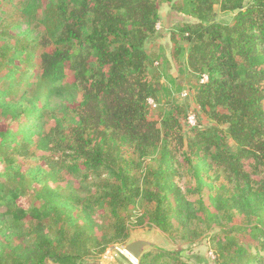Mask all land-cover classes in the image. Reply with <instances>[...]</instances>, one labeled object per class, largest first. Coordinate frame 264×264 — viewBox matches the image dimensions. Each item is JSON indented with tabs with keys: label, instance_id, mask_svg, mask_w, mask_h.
<instances>
[{
	"label": "trees",
	"instance_id": "obj_1",
	"mask_svg": "<svg viewBox=\"0 0 264 264\" xmlns=\"http://www.w3.org/2000/svg\"><path fill=\"white\" fill-rule=\"evenodd\" d=\"M173 1L57 0L50 5L39 43L38 76L45 86L40 97L29 98L26 90L18 94L14 87L29 50L0 52V71L6 70L0 74V148L15 144V155L29 158L35 146L51 169L22 174L16 157H5V177L33 179L42 204L25 208L20 190L4 193L0 183V264H77L102 255L129 239L130 215L124 212L139 205L145 206L136 225L153 226L171 239L185 236L199 212L217 225L242 216L243 233L252 244L246 247L230 232L214 237L216 264H264V0H184L175 6L197 20L174 30L189 44L186 67L199 77L195 104L214 123L207 128L198 122L189 130H184L187 115L180 120L185 109L173 103L160 122L149 118L148 101L157 104V87L147 74L159 62L146 46L158 34L161 5ZM217 5L223 13H236L232 23L216 21ZM171 41L173 55L185 56L174 36ZM68 74L70 83L62 84ZM204 74L208 82L200 84ZM78 92L76 125L68 133L55 115L47 122L51 98ZM57 154L72 164L60 163ZM156 158V170L144 166ZM185 167H193L199 181L197 171L220 169L232 187L222 185L209 197L210 205L201 200L199 209L176 184ZM52 172L95 179L97 194L62 200L46 181L49 174L56 178ZM99 205L108 227L95 217ZM139 264L190 263L180 252L157 250Z\"/></svg>",
	"mask_w": 264,
	"mask_h": 264
},
{
	"label": "rangeland",
	"instance_id": "obj_2",
	"mask_svg": "<svg viewBox=\"0 0 264 264\" xmlns=\"http://www.w3.org/2000/svg\"><path fill=\"white\" fill-rule=\"evenodd\" d=\"M250 1L246 0V3ZM56 2L57 0H0V52L5 51L6 49H3L6 47H19L20 49L24 47L25 50H29V55L26 52L22 55V60L25 62L22 63L23 67L18 71L17 80L14 84V87L18 90V94L26 90L29 93V98L40 97L45 92V86L39 80L37 68L40 63L39 55L42 51L39 43H41L42 37L46 32L44 26L45 10L50 5L56 4ZM181 2L185 1L174 0L171 4L163 3L161 5L159 9L160 22L157 26L158 34L146 46L149 53L154 55L155 60L159 62V65L155 64L147 74L149 80L155 83L157 87V104L156 107L151 108L149 118L160 122L164 111L173 103L185 109V112L180 116L181 121L188 113H194L198 122L208 128L214 124L213 121L195 104V95L199 88V77L192 74L186 67V52L189 44L181 38L178 31L174 30L183 22L197 23V20L194 18L177 11L175 6ZM215 12L216 21L222 24L232 23L236 16V13L221 12L218 5L215 7ZM172 36L183 46L185 56L182 57L181 55L180 57V55H177L175 57L173 55L175 54L176 45L171 41ZM47 51H52V48L47 49ZM13 54L12 50V56L14 57ZM5 72L6 70L3 69L0 71V74H4ZM70 79L71 75H66V79L62 84L70 83ZM3 85L6 88L8 83L5 82ZM81 98V92H78L76 95L67 94L63 97L51 98L50 109L46 112L47 122L51 116L55 115L63 122L62 125L64 127L62 131L65 130L68 133L76 125L77 106ZM50 124L53 123L51 122ZM46 127L49 129L48 125ZM3 128L4 125L0 122V129ZM229 144L234 151L237 150L233 141H229ZM14 146L15 144H12V147L6 145L0 148V183L5 187L3 192L7 193L8 190L19 189L21 193L20 205L25 208L28 206H40L42 200L37 196L38 191H40V185L36 184L30 177L23 178L12 174L13 178L7 179L4 175L6 168L4 159L6 156L14 155L17 163L20 165V172L22 174L29 169H40L42 172L50 173L51 169L48 167L47 161L40 158L35 146L30 147L29 152L32 154L29 158L17 157ZM131 154L132 151L126 150L128 158H133ZM55 158L60 163L66 162L68 165L72 164L71 159L62 154H57ZM144 166L156 170L158 166L157 158L147 160ZM180 171L181 176L180 179H176V184L181 188L187 199L195 203L199 209H201L199 205L201 200L210 205L209 197L215 196L222 185L228 186V188L232 187V184L227 182L224 173L220 169L211 168L208 171L204 169L197 171L200 181L196 180V170L193 167H185ZM10 172L12 171L10 170ZM52 173L56 178H53L49 174V179H46V181L50 180L48 184L58 189L59 198L62 200H68L72 203L73 201L71 202V200L73 198L92 199L97 194L99 187L96 184L98 181L95 179L91 178L88 182H84L76 177L64 175L63 172L60 175H58V172ZM42 177L46 178L47 176L43 175ZM200 183L203 184L201 191L198 192L197 189ZM144 206L130 207L124 212L127 216L130 215V234L127 241L112 244L107 247L104 254H96L84 258L77 264H139L138 261L134 260V258L124 251L125 246L135 240H145L152 243V247L147 248L146 253L157 250L167 253L180 252L183 260L190 264H216L213 239L214 237L225 236L226 232L237 236L246 247L252 244L249 237L243 233L242 229H244L246 221H244V217L242 216H235L231 222L224 221L222 224L217 225L211 222L207 216L202 217L199 212L201 217L190 222L185 236L174 235L171 239L153 226L147 224L143 226L136 225V220L143 212ZM61 212L63 213L64 210H61ZM74 215L79 216L77 212ZM95 217L106 227L110 224L108 215L105 214L101 205L97 206ZM9 220L11 219L9 218ZM0 240H4L2 235H0ZM13 242L18 243L15 238ZM27 242H30V239H27ZM125 255L131 261L126 259ZM47 264L53 263L47 262Z\"/></svg>",
	"mask_w": 264,
	"mask_h": 264
},
{
	"label": "water",
	"instance_id": "obj_3",
	"mask_svg": "<svg viewBox=\"0 0 264 264\" xmlns=\"http://www.w3.org/2000/svg\"><path fill=\"white\" fill-rule=\"evenodd\" d=\"M152 247V243L145 240H135L125 246L124 251L129 253L136 261L140 262L146 254V249Z\"/></svg>",
	"mask_w": 264,
	"mask_h": 264
},
{
	"label": "built area",
	"instance_id": "obj_4",
	"mask_svg": "<svg viewBox=\"0 0 264 264\" xmlns=\"http://www.w3.org/2000/svg\"><path fill=\"white\" fill-rule=\"evenodd\" d=\"M208 82V76L206 74L202 75L200 79V84H205ZM150 106L156 107V104L152 99L148 101ZM198 126V120L194 113H188L184 120V130H189Z\"/></svg>",
	"mask_w": 264,
	"mask_h": 264
},
{
	"label": "crops",
	"instance_id": "obj_5",
	"mask_svg": "<svg viewBox=\"0 0 264 264\" xmlns=\"http://www.w3.org/2000/svg\"><path fill=\"white\" fill-rule=\"evenodd\" d=\"M126 256V255H125ZM126 259H129L130 260V258H128L127 256H126ZM131 261V260H130ZM133 263H135V262H133Z\"/></svg>",
	"mask_w": 264,
	"mask_h": 264
},
{
	"label": "bare ground",
	"instance_id": "obj_6",
	"mask_svg": "<svg viewBox=\"0 0 264 264\" xmlns=\"http://www.w3.org/2000/svg\"><path fill=\"white\" fill-rule=\"evenodd\" d=\"M129 254V253H128ZM130 255V254H129ZM131 256V255H130ZM132 257V256H131ZM133 258V257H132ZM134 260H136V259H134Z\"/></svg>",
	"mask_w": 264,
	"mask_h": 264
}]
</instances>
